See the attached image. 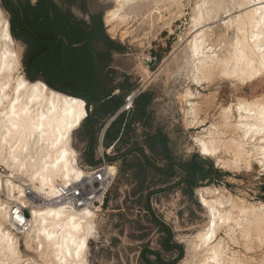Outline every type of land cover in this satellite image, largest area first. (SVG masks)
Listing matches in <instances>:
<instances>
[{"label":"bare ground","instance_id":"obj_1","mask_svg":"<svg viewBox=\"0 0 264 264\" xmlns=\"http://www.w3.org/2000/svg\"><path fill=\"white\" fill-rule=\"evenodd\" d=\"M138 1L111 0L113 5L104 14L107 31L114 33L118 24L130 17L129 9ZM204 2L199 0L198 4ZM207 2L213 4L216 0ZM230 2L235 3L238 12L225 16L229 18H225L227 23L223 21L222 24L225 30L232 29L234 36L229 38L221 33L219 40L222 44H213L208 40L211 27L202 25L195 28L188 41L187 56L196 82L219 75L247 83L264 75V9L260 7L264 0ZM244 4L249 7H242ZM229 10L224 9L225 12ZM220 12L218 8L196 6L193 28L216 18ZM19 69V57L9 22L0 8V163L7 171L6 174L0 173V257L4 258H0V264H24L26 261L25 264H87V241L95 231L94 219L99 208L71 210L52 202L57 183H69L83 174L71 137L87 114L86 103L50 88L41 80L27 79ZM187 95L191 99L189 91H186ZM186 101L189 108L186 124L193 126L197 123L196 103ZM223 112L222 124L233 127L237 138H224L222 130L215 131L212 125L206 135L195 137L199 152L214 157L222 164L225 159L222 157L227 152L228 160L233 163L240 159L247 164L256 160L264 168L261 163L264 160V101H237ZM251 141V147L247 148ZM106 170L111 177L115 176V165L106 164ZM24 184L31 188L32 193L47 201L34 206L35 201L21 195ZM199 197L209 220L195 235L197 243L194 250L198 247L203 251L198 264H213L214 250L220 255L221 264H247V259L243 261L230 251L225 239L220 237L211 242L221 228L230 241L235 240L237 235L248 238L253 229L257 231V236L263 234L264 203L245 204L242 199L236 202L228 192L226 194L214 186L201 188ZM14 203L29 207L30 216L23 219L29 227L23 231L26 232L24 243L34 252V258L22 259L18 249L17 228L12 223L16 215L11 213ZM40 212L45 215L40 216ZM51 212L59 215H49ZM89 212L91 215H87ZM45 231L53 237L52 240L44 235ZM208 232L212 233L211 239L206 238Z\"/></svg>","mask_w":264,"mask_h":264},{"label":"rangeland","instance_id":"obj_2","mask_svg":"<svg viewBox=\"0 0 264 264\" xmlns=\"http://www.w3.org/2000/svg\"><path fill=\"white\" fill-rule=\"evenodd\" d=\"M97 1L106 33L119 43L120 51L122 50L121 53H114L112 66L116 67L119 73L129 77V82L133 84V90L129 93L149 90L153 96L149 106L150 126L135 123L131 135L143 145L142 138H139L142 132H153L159 128L173 141L172 149L176 160L183 161L196 154L202 159L212 161L214 168L221 171L222 175L220 179L208 185L202 182L189 193L184 191L186 184L179 182L183 173L178 168H175L177 174L166 182L158 181L160 176L153 175L152 171L147 174L144 181H141L133 175L137 170L136 167L127 169L122 165V158L108 161L104 155L106 162L115 165L116 174L106 194L104 205L96 211L95 231L87 241L86 262L87 264H145L140 254L146 247L150 250H158L161 259L173 261L172 264H198L203 251L198 247L194 250V245L197 243L195 235L203 230L209 220L206 208L200 201V189L214 186L222 189L226 194L228 192L236 202L242 199L245 204L264 203V168L256 160H252L249 164L244 159L233 163L232 160H228L227 152L222 157L225 158L222 164L212 156L202 155L195 137L206 135L214 125L215 131L222 130L224 138L228 139L231 136L237 138L233 127L222 124L223 110L237 101L255 99L264 101V75L247 83L219 75L197 82L193 80L187 56V44L194 30L202 25L210 26L212 30L208 32V40L213 44H222L219 40L221 33H225L229 38L234 36V31L225 30L222 22L226 21L231 13L232 16L236 15L238 8H230L229 15H226L229 17H225L220 12L216 18L201 22L193 28V17L199 0H139L130 7V17L124 23H119L117 30L111 33L107 31L104 14L113 3L111 0ZM0 8L9 22L8 13L1 0ZM120 32L122 34H119ZM12 39L19 57V71L26 77L22 67V49L13 36ZM118 79L122 81L123 78L119 76ZM186 91L191 93V99L188 95L186 97ZM186 100L196 103L197 123L193 126L186 124V118L189 116ZM79 127L72 133L71 144L77 153V160L85 162V141ZM251 143L252 141L248 143L250 145L247 144V148L251 147ZM101 147L104 154L112 157L117 155L116 153L125 151L129 146L123 144L116 152L113 147L105 148L98 143L94 155L97 160L101 157ZM144 153L158 166H163L164 160L160 155L150 152L145 146ZM134 157H139V152L136 150L126 154L127 159ZM0 173H7L2 163H0ZM148 193H150L148 201L155 216L171 228V242L182 246V254L178 259V250L164 251L161 247L163 234L145 210ZM254 230L246 239H243L242 235H237L235 240L230 241L221 228L211 244L221 237L225 239L230 251L235 252L243 261L248 260L247 264H263L264 233L257 236V231ZM16 234L22 259L34 258V252L24 243L26 232L22 234L16 232ZM147 257L154 258L149 253Z\"/></svg>","mask_w":264,"mask_h":264},{"label":"trees","instance_id":"obj_3","mask_svg":"<svg viewBox=\"0 0 264 264\" xmlns=\"http://www.w3.org/2000/svg\"><path fill=\"white\" fill-rule=\"evenodd\" d=\"M1 1L4 9L9 11L5 0ZM10 32L14 38H17L13 33L12 27H10ZM109 46V49H118L119 51L121 49L119 43L115 41H109ZM103 55V53L100 55V52L94 51L92 56L87 57L85 60H77L76 62L70 60L69 63L60 66L59 69L62 73L58 75L66 81L58 84L66 85L68 88H61L44 80L50 88L80 98L86 103L87 114L79 127L85 141V162L90 165H96L100 162V160L94 158L95 147L99 143V136L106 120L117 114L104 131L102 145L105 148L113 145L112 147L116 152L120 150L123 144L129 147L112 157L104 154L108 161L122 158V165H125L127 169L130 167L137 168L133 175L141 181H144L147 174L152 171L153 175L158 174L160 176L158 181L166 182L170 177L177 174L175 168H178L183 173L179 182L186 184L184 191L189 193L202 182L208 185L220 179L222 172L215 169L210 160L202 159L196 154H192L183 161L176 160L172 149L173 141L162 133L159 128H156L153 132H142L139 138H142L143 145L138 142L135 136L131 135L135 123H140L142 126H150L151 112L149 111V106L153 100L152 93L149 90L138 92L133 99L132 109L128 113H117L124 102L125 96L133 90V84L129 82V77L125 74L121 75L123 76L122 81L113 84L115 70L108 67ZM27 77L30 79L29 76ZM116 89L119 91L114 93ZM77 93L84 96H78ZM144 146L150 152L162 157L164 160L162 167L158 166L151 157L144 153ZM133 150L139 152V157L127 159L126 154ZM149 194L146 197L145 210L150 214L151 220L163 234L160 241L161 247L164 251L178 250V259L182 254V246L171 242V228L155 216L148 201ZM147 253L153 255L154 258H148ZM140 257L145 264L173 263V261H163L158 250H150L146 247L142 249Z\"/></svg>","mask_w":264,"mask_h":264},{"label":"crops","instance_id":"obj_4","mask_svg":"<svg viewBox=\"0 0 264 264\" xmlns=\"http://www.w3.org/2000/svg\"><path fill=\"white\" fill-rule=\"evenodd\" d=\"M5 4L9 26L22 49L26 77L68 88L58 84L66 81L58 75L62 73L59 67L98 51L115 70L113 84L118 82L123 73L112 63L114 53L122 50L109 49V41L114 40L106 33L97 0H5Z\"/></svg>","mask_w":264,"mask_h":264},{"label":"built area","instance_id":"obj_5","mask_svg":"<svg viewBox=\"0 0 264 264\" xmlns=\"http://www.w3.org/2000/svg\"><path fill=\"white\" fill-rule=\"evenodd\" d=\"M138 92L139 91L136 90L128 93L117 113H128L132 109L133 99ZM116 115L117 114L109 118L105 123L99 136L100 141L101 138L103 139L106 127ZM99 145H102V141ZM112 146L113 145H110L109 148ZM100 156V162L96 165H90L86 162L78 161L83 174L78 179L69 183H57L55 188L56 195L52 202L71 210L95 209L102 207L114 177H111V175L107 173L106 164H108V162H106L104 158V150L102 147L100 150ZM23 191L24 195L31 198L33 201L39 200L41 204H44L47 201L32 193L31 188L26 184L23 185ZM11 213L13 216L17 214L21 215L22 219L30 216L29 207L19 203H14L12 205ZM12 223L14 227L17 228L16 232L20 234L29 228L27 222L20 224L15 218H13Z\"/></svg>","mask_w":264,"mask_h":264},{"label":"snow or ice","instance_id":"obj_6","mask_svg":"<svg viewBox=\"0 0 264 264\" xmlns=\"http://www.w3.org/2000/svg\"><path fill=\"white\" fill-rule=\"evenodd\" d=\"M241 6L242 7H249V5H247V4H244V5H241ZM197 7H202L204 9H208V8L216 9V8H218L223 13V15L226 16V15H229V13L228 12H225L224 9L225 8H235L236 5H235L234 2H230V0H216V2L213 3V4H209L207 2V0H205V2L203 4H198ZM260 7L262 9H264V4L260 5ZM218 18H221V17H218ZM225 23H227V21H225ZM253 39H255V37H253ZM262 51H264V49H262ZM41 119H43V117H41ZM12 159L15 160V157H13ZM57 163H59V161H57ZM261 163L264 164V160H262ZM44 167L46 169L47 168V165H45ZM21 171H23V168L21 169ZM21 195H24V193L21 192ZM39 204H40V201L39 200H36L34 206L39 205ZM48 214L49 215H56V216L59 215V213H57V212H51V213H48ZM33 215H37V213L36 212H33ZM39 215L40 216H44L45 213L40 212ZM87 215H91V213L89 212V213H87ZM15 219L20 224H24L25 223V221L23 219H21L20 215H16ZM213 227H215V224L214 223H213ZM44 235L47 236V238L49 240H52L53 239V237L51 235H49L47 231L44 232ZM206 238L207 239H211L212 238V233L211 232H208ZM79 255H80L79 250H77V257L78 258H79ZM212 262H213V264H221L220 255L217 253L216 250H214L213 253H212Z\"/></svg>","mask_w":264,"mask_h":264},{"label":"water","instance_id":"obj_7","mask_svg":"<svg viewBox=\"0 0 264 264\" xmlns=\"http://www.w3.org/2000/svg\"><path fill=\"white\" fill-rule=\"evenodd\" d=\"M101 141H102V138H101ZM100 139H99V143L101 142Z\"/></svg>","mask_w":264,"mask_h":264}]
</instances>
